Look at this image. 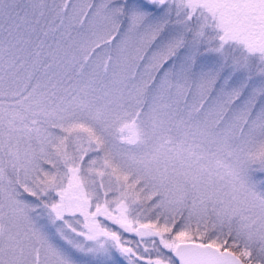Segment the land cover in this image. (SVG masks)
<instances>
[{
	"label": "snow or ice",
	"instance_id": "snow-or-ice-1",
	"mask_svg": "<svg viewBox=\"0 0 264 264\" xmlns=\"http://www.w3.org/2000/svg\"><path fill=\"white\" fill-rule=\"evenodd\" d=\"M0 264H264V0H0Z\"/></svg>",
	"mask_w": 264,
	"mask_h": 264
}]
</instances>
